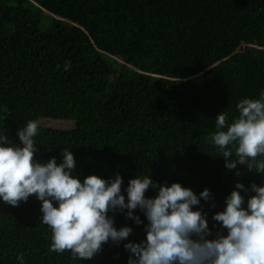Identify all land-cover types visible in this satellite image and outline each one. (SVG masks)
Masks as SVG:
<instances>
[{
  "label": "trees",
  "instance_id": "1",
  "mask_svg": "<svg viewBox=\"0 0 264 264\" xmlns=\"http://www.w3.org/2000/svg\"><path fill=\"white\" fill-rule=\"evenodd\" d=\"M261 90L264 0H0V133L20 144L17 129L28 120L74 121L70 130L39 125L33 158L60 163L68 148L74 175L118 173L122 193L137 174L197 195L208 188L210 199L194 210L207 213L213 233L222 229L212 215L235 183L264 179L244 164L225 168L208 142L215 117L225 111L230 123L239 100ZM241 195L246 206L253 193ZM133 212L140 225L109 213L117 229L132 227L125 240L78 261L50 250L35 194L18 206L0 201V264H21L18 256L23 264H126L123 245L145 238L147 220Z\"/></svg>",
  "mask_w": 264,
  "mask_h": 264
},
{
  "label": "clouds",
  "instance_id": "2",
  "mask_svg": "<svg viewBox=\"0 0 264 264\" xmlns=\"http://www.w3.org/2000/svg\"><path fill=\"white\" fill-rule=\"evenodd\" d=\"M235 107L238 115L230 123L226 124L225 111L217 114L216 130L210 133L208 142L224 158L226 169L244 164L261 175L264 90L259 98H243ZM38 128L36 120L19 127L16 135L20 144L12 143L6 131L0 133V201L18 206L35 194L40 201V223L51 231L50 250H68L78 261L91 259L104 243H119L133 231L130 226L117 229L109 213L120 211L140 225V217L133 212L139 209L147 220L145 238L123 245L130 253L126 264H264V179L249 188L235 183L225 197L223 210L212 215L222 229L213 233L207 213L200 208L194 210L201 198L210 199L208 188L197 195L179 182L157 185L148 174H137L128 180L122 193L123 180L118 173L114 179L92 174L81 180L73 174L75 159L68 148L61 150L60 163L55 157L46 163L33 158L38 151L34 141ZM232 156L235 159L229 160ZM258 156L261 159L257 160ZM236 175H240L239 170ZM150 188L154 196L146 197ZM241 190L253 193L246 206ZM17 259L23 264L22 256Z\"/></svg>",
  "mask_w": 264,
  "mask_h": 264
},
{
  "label": "rangeland",
  "instance_id": "3",
  "mask_svg": "<svg viewBox=\"0 0 264 264\" xmlns=\"http://www.w3.org/2000/svg\"><path fill=\"white\" fill-rule=\"evenodd\" d=\"M46 17L49 19H52L51 15H49L48 13L43 11L42 12V18L45 19ZM107 58L110 62H112L116 59L115 57H107ZM39 125H42L44 127H52V128H56V129H62V130H70V129L75 127V122L71 121V120L64 121V120L44 118V119L39 121Z\"/></svg>",
  "mask_w": 264,
  "mask_h": 264
}]
</instances>
